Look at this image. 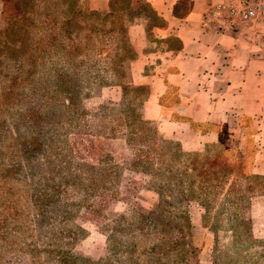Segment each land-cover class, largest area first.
<instances>
[{
  "label": "rangeland",
  "instance_id": "374dc122",
  "mask_svg": "<svg viewBox=\"0 0 264 264\" xmlns=\"http://www.w3.org/2000/svg\"><path fill=\"white\" fill-rule=\"evenodd\" d=\"M33 1L45 11L47 0ZM133 1L117 0L118 28L140 24L143 16L147 27L160 24L144 3ZM124 5L132 6L135 17L123 13ZM1 14L4 21L3 3ZM112 41L101 55L83 45L64 52L58 64L62 84L48 54L43 65L38 60L37 68H21L0 48V73H7L0 75V264H143V258L163 256L149 251L162 242L170 252L161 260L174 264H232L236 252H243L246 264L254 259L264 264V246L257 242L264 240V194L255 193L243 209L251 229L231 230L225 216L221 223L212 218L216 205L205 226L204 209L180 199L187 185L168 184L170 173L153 177L163 161L178 176L182 161L170 160L171 155L205 146L210 156L227 148L226 155L242 159L243 168L253 172L251 121L243 119L247 134L233 147L221 133V142L184 149L161 132L158 120L143 117L149 94L143 73L153 72L152 65L136 68L138 52L130 41L128 59L114 73ZM164 46L147 34L145 52ZM143 150H150L153 164L143 163ZM149 212L162 226L147 222ZM237 228L241 239L257 241L245 248L233 236ZM185 241V253L174 251Z\"/></svg>",
  "mask_w": 264,
  "mask_h": 264
},
{
  "label": "crops",
  "instance_id": "0c3cea01",
  "mask_svg": "<svg viewBox=\"0 0 264 264\" xmlns=\"http://www.w3.org/2000/svg\"><path fill=\"white\" fill-rule=\"evenodd\" d=\"M142 2L160 21L128 28L138 52L137 69L143 73L149 94L143 117L158 120L159 129L184 149L199 150L221 142L233 147L244 141L249 119L255 131L252 170L264 174V24L234 30H217L211 9L222 0H134ZM91 10H103L110 0H84ZM0 0V29L3 27ZM139 29V30H138ZM165 46L144 51L147 34ZM175 45H167L168 40Z\"/></svg>",
  "mask_w": 264,
  "mask_h": 264
},
{
  "label": "trees",
  "instance_id": "16d2710c",
  "mask_svg": "<svg viewBox=\"0 0 264 264\" xmlns=\"http://www.w3.org/2000/svg\"><path fill=\"white\" fill-rule=\"evenodd\" d=\"M116 2L117 0H110L106 9L91 10L82 4L81 0H47V5L43 7L45 11L41 12L40 5L35 4L33 0H2L5 25L0 30V48L6 53V60L21 68L26 65L37 68L38 60L41 61L40 65H43L48 54L47 63L57 73V82L62 84L65 82V75L61 73L58 64L61 63L60 59L64 52L70 50L76 52L83 45L98 51L101 55L103 45L114 40L111 46L116 49V53L112 69L114 73H118L128 59L126 54L130 53L131 48L128 27L118 28L119 9L116 7ZM124 6L123 13L129 10V16L135 17L132 6ZM151 15L157 18L153 11ZM51 55H57L58 58H50ZM3 66L9 67L8 64ZM6 74L3 71L0 73L1 76ZM13 76L14 74L9 77ZM207 149L205 146L204 151H190L182 154L174 152L170 160L182 161V170L178 176L173 174V169L165 165L163 161L158 166L159 173L153 174V177L161 178L163 174L170 173L169 178L165 176L168 184L173 185L175 181L181 187L187 185L180 191V199L193 200L204 209L202 218L205 226L210 219L211 209L216 205L218 210L212 218L217 222L221 223V218L225 216L231 230L236 226L245 227L246 231H249L251 225L249 219L244 217L243 209L246 207L247 200L255 193L264 194V175L255 174L251 170L248 172L241 165L242 159L236 157L233 160L231 155L225 154L227 148H222L220 152L212 156L207 154ZM150 153V150H143V163H154ZM181 155L185 158L184 160L180 159ZM165 195L169 194L165 193ZM172 203L165 200L167 206L173 207ZM146 220L155 229L162 226L160 224L162 222L157 220L153 212L148 213ZM233 236L236 241L241 240L245 248L249 247L253 241H257L247 242V239H241L242 233L238 228L233 229ZM257 242L264 246V240ZM186 244V241L182 244L178 243L175 246H179V249L174 251L185 253L183 246ZM175 246L173 245L171 249ZM163 247H166L165 242L151 247L150 252L155 255L163 254V256L160 258L157 256L156 259L143 258V264H174L171 261L161 260L170 252ZM236 254L232 264H246L243 260L245 257L243 252H236ZM261 257L264 255L262 254ZM252 263L259 264V260L254 259Z\"/></svg>",
  "mask_w": 264,
  "mask_h": 264
},
{
  "label": "built area",
  "instance_id": "2783aa9c",
  "mask_svg": "<svg viewBox=\"0 0 264 264\" xmlns=\"http://www.w3.org/2000/svg\"><path fill=\"white\" fill-rule=\"evenodd\" d=\"M210 16L219 31L234 30L239 24H264V0H222Z\"/></svg>",
  "mask_w": 264,
  "mask_h": 264
}]
</instances>
